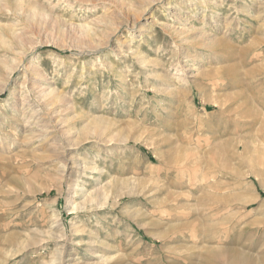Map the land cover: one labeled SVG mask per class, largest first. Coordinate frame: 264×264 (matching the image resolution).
Returning <instances> with one entry per match:
<instances>
[{
    "label": "rangeland",
    "instance_id": "obj_1",
    "mask_svg": "<svg viewBox=\"0 0 264 264\" xmlns=\"http://www.w3.org/2000/svg\"><path fill=\"white\" fill-rule=\"evenodd\" d=\"M33 1L0 10V264H264V0Z\"/></svg>",
    "mask_w": 264,
    "mask_h": 264
},
{
    "label": "bare ground",
    "instance_id": "obj_2",
    "mask_svg": "<svg viewBox=\"0 0 264 264\" xmlns=\"http://www.w3.org/2000/svg\"><path fill=\"white\" fill-rule=\"evenodd\" d=\"M39 1V0H38ZM48 2H50L51 3V1L52 0H47ZM55 1H57L56 3H55V5L52 7V9L53 8H55V7H58L59 5H61L62 3H65V2H67L68 3V0H55ZM42 2V1H41ZM74 2V1H73ZM44 4V3H43ZM47 4V3H46ZM76 4H80V3H76ZM45 5V4H44ZM48 5V4H47ZM69 5H71V4H69ZM71 7H73L74 8V5L73 6H71ZM76 9H78V5L75 7ZM1 9H5V10H7L8 11V13L10 14V15H12L13 17H15V18H20V19H22V20H26V21H29V20H32V19H36V18H38V19H49V20H52V21H54V17H53V14H51L50 12H49V10H47L44 6H42V5H40V4H38V2H36V1H33V0H0V10ZM2 13V12H1ZM7 14V13H6ZM8 15V14H7ZM14 18V19H15ZM19 20V19H18ZM20 21V20H19ZM97 22V21H96ZM98 23V22H97ZM67 24V23H66ZM20 25L21 24H19L18 22L17 23H12V24H7V25H5L4 23H3V25L2 26H0V40L4 43V45L7 47V45H9V42H8V37H10V38H12L13 40H16V42L17 41H21L22 39H23V37H24V32L22 31L23 29L20 27ZM89 25V24H88ZM76 26V25H75ZM77 27V26H76ZM78 27H79V25H78ZM88 26H84V25H80V27L79 28H82L81 30H86L85 32H87L88 34L89 33H92V29H90V26L87 28ZM74 28V27H73ZM184 28V27H183ZM76 29V28H75ZM78 29V28H77ZM94 29V28H93ZM196 31V30H195ZM194 30H191V29H176L175 30V32L178 34V35H180V36H183V39H184V37H187L188 36V34L189 33H192V32H195ZM6 34H5V33ZM188 39H190V38H187V41H188ZM17 44H18V42H17ZM209 47V46H208ZM187 67V66H186ZM187 69V68H186ZM198 71H200V70H198ZM38 70H37V68H34L33 69V75H37V76H39V74H38ZM41 75V74H40ZM216 77V76H215ZM221 77V76H220ZM218 78H219V76H218ZM41 87V86H40ZM163 87V86H162ZM55 88V87H54ZM41 91H40V94L42 95L41 97H44V102L46 101V107H49V106H51V105H54V104H57L58 102H60V101H62V100H60V99H62V96L60 95V94H57V92H55V90L51 87V89L48 87V88H44V89H40ZM32 91V90H31ZM39 96V95H38ZM64 96V95H63ZM65 97V96H64ZM223 97V96H222ZM239 99V98H238ZM244 99V98H243ZM42 100V99H41ZM245 100V99H244ZM250 102H252V101H250ZM216 104L218 103V102H215ZM233 104V103H232ZM246 104V103H245ZM45 105V104H44ZM52 108V107H51ZM51 108L49 109V110H51ZM258 109V108H257ZM226 110V109H225ZM252 110V109H251ZM254 110V109H253ZM249 111L250 110H248V113H249ZM258 111V110H257ZM262 114V113H261ZM260 114V115H261ZM256 115V114H255ZM253 116V115H252ZM257 116V115H256ZM258 118V117H257ZM96 119H99V118H96ZM255 119H256V117H255ZM98 121V120H97ZM107 121V120H106ZM101 122H103L102 120H101ZM246 138V137H245ZM245 138L243 137L242 138V140H245ZM241 141V140H240ZM108 142V141H107ZM113 142V141H112ZM230 142V141H229ZM222 143V142H221ZM224 144V143H223ZM218 145V144H217ZM225 145V144H224ZM223 145H221V147H222ZM217 148V147H216ZM218 148L219 149H222V152L224 151V152H226L227 153V151H231L232 153H233V155H234V157H236V158H238L240 161L243 159L242 157H244L245 155H249L251 152H252V150H254V149H252V148H256L254 145H253V147L252 146H250V143H247V142H245V143H243V142H238L236 145H234V146H232L230 143L228 144V145H226V146H224V147H222V148H220L219 146H218ZM256 150V149H255ZM219 151V150H218ZM222 152H220V153H222ZM223 154H221V156H222ZM224 156V155H223ZM225 156H226V154H225ZM235 159V158H234ZM253 159V158H252ZM224 160V159H223ZM222 160V161H223ZM225 162H226V160H224ZM262 161H264V158H263V156H262V158L260 157V159L258 160V162H262ZM228 162V161H227ZM227 162H226V164H227ZM243 162V161H242ZM245 163V162H244ZM263 164H264V162H263ZM228 165H229V163H228ZM227 165H225L224 167H226ZM228 169H230L229 167H228ZM258 176H261V175H264V170L262 171V172H255ZM102 187V186H101ZM100 187V188H101ZM97 195V194H96ZM107 195V194H106ZM87 196V195H86ZM91 197H92V195H91ZM96 198V197H95ZM89 200H92V199H90V198H88L87 199V201H89ZM253 200H255V198L253 199ZM92 201H94V199L92 200ZM251 202V201H250ZM254 202V201H253ZM93 203V202H92ZM106 203V202H105ZM77 210V209H76ZM212 250H214L213 248H211ZM210 249V250H211ZM209 249L207 248V251H208ZM210 250H209V252L208 253H210ZM206 251V252H207ZM216 251H218V250H216ZM220 251L222 252V250L220 249ZM235 251V250H234ZM234 251H232V252H234ZM204 252H205V250H204ZM229 252V251H228ZM238 252V251H237ZM218 253H220L219 251H218ZM218 253H216L215 252V250L214 251H212V253H210L211 254V256H209L211 259L210 260H208L209 258H208V256H207V258L208 259H206L205 257H204V259H206L205 260V262L204 263H207V264H211L213 261H215V260H219V259H221L220 257H222L221 255H219ZM225 253V252H224ZM230 253V252H229ZM207 254V253H206ZM228 254V253H227ZM242 254V253H241ZM234 254L232 253V256H233ZM202 256V255H201ZM225 257L227 256V255H224ZM223 256V257H224ZM229 257H231V256H229ZM242 257V256H241ZM198 258H200L199 256H196V259L197 260H199ZM227 258V257H226ZM232 258V257H231ZM201 259V258H200ZM242 259H243V257H242ZM202 260V259H201ZM200 260V262H202L203 263V261H201ZM207 260H208V262H207ZM240 261V260H239ZM239 261H238V259H237V256L235 257V256H233V262L235 263V264H238L239 263ZM233 262H231V263H233Z\"/></svg>",
    "mask_w": 264,
    "mask_h": 264
}]
</instances>
